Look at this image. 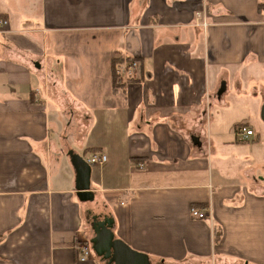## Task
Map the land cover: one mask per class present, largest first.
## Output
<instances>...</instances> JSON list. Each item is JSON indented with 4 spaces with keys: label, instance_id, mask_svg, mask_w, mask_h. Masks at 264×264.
Returning a JSON list of instances; mask_svg holds the SVG:
<instances>
[{
    "label": "crops",
    "instance_id": "crops-1",
    "mask_svg": "<svg viewBox=\"0 0 264 264\" xmlns=\"http://www.w3.org/2000/svg\"><path fill=\"white\" fill-rule=\"evenodd\" d=\"M262 1L0 0V264H264Z\"/></svg>",
    "mask_w": 264,
    "mask_h": 264
},
{
    "label": "water",
    "instance_id": "water-1",
    "mask_svg": "<svg viewBox=\"0 0 264 264\" xmlns=\"http://www.w3.org/2000/svg\"><path fill=\"white\" fill-rule=\"evenodd\" d=\"M223 90L224 88L220 90V94L223 92ZM261 118L264 121V103L261 108ZM72 158L75 166L78 167V171L82 174L83 179L80 177L81 180L87 181L88 179L86 178L84 171L86 168L83 166L85 162L80 156L76 154H72ZM81 180L79 181V184L81 183ZM83 183L79 189L83 191L81 192L82 195L85 194L84 191L88 189V184H85V182ZM92 244L94 250L99 254L107 250L111 251L113 253L111 255H113L115 264H151L150 258L147 254L132 249L122 240L115 239L114 234L108 229L105 230V233L102 236L100 235L94 238L92 240Z\"/></svg>",
    "mask_w": 264,
    "mask_h": 264
},
{
    "label": "built area",
    "instance_id": "built-area-1",
    "mask_svg": "<svg viewBox=\"0 0 264 264\" xmlns=\"http://www.w3.org/2000/svg\"><path fill=\"white\" fill-rule=\"evenodd\" d=\"M196 18H197V20H199L201 22L202 25H204V26L208 25L207 21L205 20V12L204 11H198L196 13ZM8 25H9V19L2 17V15L0 14V30L1 31L5 30V28ZM138 65H139V63L136 60L126 61V64L119 68L120 76L122 78L124 76L125 77L132 76L133 73L135 72V70L138 68ZM236 133L238 136H240V138L242 140H245V139H248L249 137H251L252 135H254V130L248 128L246 125L243 124V125H240L239 127H237ZM88 161H89V163L103 164L107 161V155L104 153H95L88 159ZM190 214L194 218H198V219H204L207 216L206 211L202 210L201 208H199L197 206H192L190 208ZM76 249L78 250L79 258L82 261L87 260L93 254L91 244L84 241V240L77 242Z\"/></svg>",
    "mask_w": 264,
    "mask_h": 264
},
{
    "label": "rangeland",
    "instance_id": "rangeland-1",
    "mask_svg": "<svg viewBox=\"0 0 264 264\" xmlns=\"http://www.w3.org/2000/svg\"><path fill=\"white\" fill-rule=\"evenodd\" d=\"M121 66L122 65H120L119 68ZM257 123L255 125L256 129H257L258 132H262V137L264 138V121L261 120V122H259L258 124ZM263 145H264V142H263ZM259 148H261V147H259ZM230 157H234V155H231ZM258 162H260V164L256 165L255 176L260 179L262 176H264V148L261 150V157L260 158L257 155H255L251 159V163H253V164L254 163H258ZM180 264H188V263H180ZM200 264H203V263H200ZM208 264H216V262H211L210 261V263H208Z\"/></svg>",
    "mask_w": 264,
    "mask_h": 264
},
{
    "label": "trees",
    "instance_id": "trees-1",
    "mask_svg": "<svg viewBox=\"0 0 264 264\" xmlns=\"http://www.w3.org/2000/svg\"><path fill=\"white\" fill-rule=\"evenodd\" d=\"M258 10L261 13H264V1L259 2L258 4ZM123 60L121 58H117L114 61V86L115 88H118L121 86V81H122V77L120 76L119 73V64L122 63ZM240 125H238L237 127H239Z\"/></svg>",
    "mask_w": 264,
    "mask_h": 264
},
{
    "label": "flooded vegetation",
    "instance_id": "flooded-vegetation-1",
    "mask_svg": "<svg viewBox=\"0 0 264 264\" xmlns=\"http://www.w3.org/2000/svg\"><path fill=\"white\" fill-rule=\"evenodd\" d=\"M94 238H95V237H94ZM94 238H93V239H94ZM92 245H93V244H92Z\"/></svg>",
    "mask_w": 264,
    "mask_h": 264
}]
</instances>
